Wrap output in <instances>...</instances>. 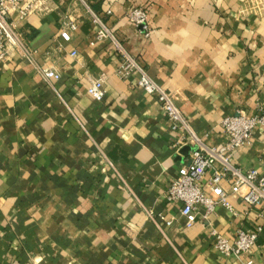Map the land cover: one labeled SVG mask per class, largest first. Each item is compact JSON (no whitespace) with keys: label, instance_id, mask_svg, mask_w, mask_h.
Listing matches in <instances>:
<instances>
[{"label":"crops","instance_id":"crops-1","mask_svg":"<svg viewBox=\"0 0 264 264\" xmlns=\"http://www.w3.org/2000/svg\"><path fill=\"white\" fill-rule=\"evenodd\" d=\"M48 4L22 24L36 53L0 61V264H237L213 232L234 241L264 225L262 210L232 196L237 215L219 206L187 228L167 195L193 148L174 151L157 98L117 71L125 52L175 96L205 146L225 145L222 120L264 109V0ZM136 8L148 12L150 37L128 19ZM94 15L115 40L91 45ZM47 64L60 80L45 78ZM95 80L101 103L87 94ZM263 153L261 127L232 163L264 175ZM252 258L264 264V231Z\"/></svg>","mask_w":264,"mask_h":264},{"label":"built area","instance_id":"built-area-1","mask_svg":"<svg viewBox=\"0 0 264 264\" xmlns=\"http://www.w3.org/2000/svg\"><path fill=\"white\" fill-rule=\"evenodd\" d=\"M50 1L0 0V61L7 62L17 55L30 59L36 53L26 41L22 24L33 15L50 12ZM93 17L94 23L99 24V30L91 45L107 39L115 40L98 17ZM148 17L147 10L143 8L133 9L128 14L130 22L150 37ZM68 28L61 33V38L67 43L71 42V32L77 31V25L71 21ZM71 55L76 58L78 53L73 52ZM123 55L124 61L117 71L118 76L123 79L137 76L139 87L147 95L157 98L168 120L170 132L175 137L174 151L179 154L186 147L193 148L173 179L167 195L170 203L181 204V215L186 220V227L192 228L200 218L208 221L219 206L237 215L231 202L232 196L238 197L248 209H261L264 219V175L258 169L243 171L232 163L235 154L252 143L255 131L264 128V109L255 115L237 111L225 118L221 128L229 138L228 143L207 147L178 107L175 96L153 80L134 58L125 52ZM41 71L47 80L61 79V75L49 64L42 67ZM87 94L94 101L103 102L106 96L104 82L92 81ZM211 171L212 175L207 179ZM263 231L264 225L254 230L239 229L234 241L214 231L215 248L223 257L236 259L237 264H255L252 255Z\"/></svg>","mask_w":264,"mask_h":264},{"label":"water","instance_id":"water-1","mask_svg":"<svg viewBox=\"0 0 264 264\" xmlns=\"http://www.w3.org/2000/svg\"><path fill=\"white\" fill-rule=\"evenodd\" d=\"M189 150H190V148H185V149L183 150V153L186 154Z\"/></svg>","mask_w":264,"mask_h":264}]
</instances>
